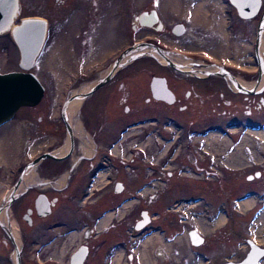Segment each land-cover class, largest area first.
I'll use <instances>...</instances> for the list:
<instances>
[{
    "label": "flooded vegetation",
    "instance_id": "flooded-vegetation-1",
    "mask_svg": "<svg viewBox=\"0 0 264 264\" xmlns=\"http://www.w3.org/2000/svg\"><path fill=\"white\" fill-rule=\"evenodd\" d=\"M224 2L236 13L228 0ZM237 18L240 19L238 15ZM138 25L164 28L158 14L152 26ZM176 25H182L184 30L182 22H173L169 26L173 35ZM142 41L153 43L166 59L181 66H185L182 61H187L193 71L183 73L151 57L145 69L147 80L144 74L131 71L117 74L132 60L107 77L92 78L91 82L98 85L91 91L97 93L89 103L86 96L82 99L71 123L64 120L65 108L61 106L57 108L56 120L51 107L20 113L21 108L32 111L34 105L18 107L0 123V129L5 128L0 142H12L21 134L28 151L18 156L21 164L0 170V264H132L136 238L143 235L144 240L147 232L158 229L163 232L158 242H169L175 234L168 232L167 224L173 226L174 220L185 222L188 216L205 214L209 194H230L240 185L239 180L229 181L239 176L231 178L230 173H225L218 162L224 153L219 146L209 149L208 137L228 136V153L238 148L247 155L255 152L257 146L264 153V138L256 133L264 130V79L261 80L262 68L254 56L249 67L207 54L201 60L186 55L174 59L164 47L165 42ZM197 70L203 73L198 74ZM153 76L163 77L169 101L153 96ZM76 121L81 125L80 135L73 133ZM137 126L141 132H151L162 142H169L167 150L174 143L184 142L181 152L172 156L166 150L156 161L145 159L143 147L128 150V155L114 153V145L122 143L125 130ZM238 131L250 133L249 142L244 139L240 144ZM141 136H145L143 132ZM197 136L201 137L200 143L196 138L190 139ZM173 159L176 164L169 166ZM30 168L32 175L27 172ZM147 169L151 171L146 174ZM259 175L254 170L245 177L252 181L253 176ZM155 182L162 186L153 187ZM175 183L183 184V189L174 192ZM242 193L234 195L233 201L254 195L264 203V185L251 186ZM179 197L182 204H193L188 213L173 212ZM252 202L250 219L256 218L264 207L263 203ZM220 206L224 216L240 215L229 199ZM142 220L145 225L136 229L135 223ZM190 228L193 227L188 226L185 231ZM247 250L248 245L244 255ZM167 260L166 251L157 245L147 253L146 264H163ZM135 261L133 264H143L137 256Z\"/></svg>",
    "mask_w": 264,
    "mask_h": 264
},
{
    "label": "rangeland",
    "instance_id": "rangeland-1",
    "mask_svg": "<svg viewBox=\"0 0 264 264\" xmlns=\"http://www.w3.org/2000/svg\"><path fill=\"white\" fill-rule=\"evenodd\" d=\"M18 3L19 12L14 23L26 16L44 18L47 22L43 45L29 69L37 76L44 91L40 101L32 107V111L21 108L20 113L25 111L33 113L35 109L51 107L54 120L59 118L57 108L69 97L68 91L77 90L82 85L90 83L95 77L102 75L118 54L134 42L147 39L165 42L164 47L169 49L168 52L174 59H180L181 56L186 55L190 59L201 60L202 55L207 54L227 63L249 67L248 65L253 62L256 24L259 13L264 7V0H261L257 14L252 18L238 19L236 13L224 0H18ZM150 8L156 10L164 28L155 30L137 24V14ZM177 21L184 24V30L180 35H173L169 31V26ZM151 57L156 59L149 54L140 55L117 74L131 71L135 75L144 74L147 80L148 73L145 69ZM9 70H19L18 50L9 32L5 31L0 33V72ZM96 93L97 90H92L86 96V103H89ZM148 128L152 130V127L148 126ZM4 129L2 127L0 133H4ZM173 131L179 133L180 129L173 128ZM142 132L145 135L143 138ZM142 132L140 126L125 130L122 134V143L120 141L114 145L113 152L128 155L130 154L128 150L130 152L143 147L145 159L156 161L166 152L169 142H162L151 132L150 134L147 131ZM238 133L241 134L242 139L240 144L245 141L244 139L250 138V133L239 131ZM215 136L208 137L209 149L219 146V151L222 150L224 153L218 159L219 164L224 166L226 174H231V178L239 176V179L229 181L233 183L239 180L240 185L230 194H209L206 215L193 214V217H186L185 222L174 220L173 226L167 224L168 232L175 234L169 242L161 244L158 242L163 235V232L158 229L147 232L144 240L141 238L143 235L136 238L134 246L136 255L132 259V264L136 263V256L143 264H146L147 253H150L157 245L161 246L168 256V260L163 264H218L227 260H240L247 249L245 238L264 247V207L256 218H249L252 200L255 203L261 202L254 195L233 201L234 195L244 192L247 188L255 185L259 188L264 185V153L258 146L255 152L247 155L238 148L228 153L225 151L228 136ZM194 138L200 143V136L190 139ZM49 140L48 138L47 142ZM158 143L161 145L159 148L156 147ZM183 144L184 142L174 143L167 150L168 155L174 156V152L180 153ZM43 147L44 145L40 149ZM21 152L25 155L28 151L24 147ZM175 159L177 160V157ZM175 159L170 161L169 166L176 164ZM21 163V157H17L11 166L8 165L5 168L0 166V170H11L14 165ZM254 170H258L260 175L253 176L254 179L248 181L245 176L252 174ZM150 171L151 169H147L146 174ZM129 173H132L131 169ZM154 186H162V183L155 182ZM173 186L176 189L174 192L184 187L180 183H175ZM180 197L173 206L176 209L173 212L188 213L193 204L189 202L182 204ZM183 197L186 198L185 195ZM247 197L251 200H244ZM226 199L234 204L240 215L233 213L224 216L223 207L220 205L225 204ZM244 202L250 204L245 205ZM130 221H132L131 215ZM188 226H192L202 235L201 244H189L185 231ZM259 264H264V254Z\"/></svg>",
    "mask_w": 264,
    "mask_h": 264
},
{
    "label": "water",
    "instance_id": "water-1",
    "mask_svg": "<svg viewBox=\"0 0 264 264\" xmlns=\"http://www.w3.org/2000/svg\"><path fill=\"white\" fill-rule=\"evenodd\" d=\"M228 1L236 9L237 15L241 18H251L252 16H254L259 10L261 3V0ZM18 12V0H0V33L5 31L9 32L11 39L18 50L19 67V70H9L5 72H0V123L10 118L12 113L19 106L35 105L41 99L44 90V87L41 82L32 72L29 71V69L31 68L35 57L37 56L43 45L46 35L47 22L44 18L36 16H26L20 18L18 22L14 23V19L18 15ZM136 19L138 24L140 25L152 26L154 23L157 22V14L154 9H150L149 11L142 10L137 14ZM262 19H264V7L258 18L255 36L253 40V56L260 68H262L263 66V59L259 51V42L262 32L260 24ZM154 27L157 28V26ZM182 31V25H176L175 29L172 32L176 35H180ZM136 43H138V46L140 47H150L153 52L166 58V55L162 53L153 43L140 41L134 42L132 45ZM124 51L125 49L122 50L118 54V56H120ZM140 55L146 54H131L128 62L136 59ZM166 60V64L172 66L175 70L181 72V70L177 69L172 60ZM113 72L114 69H110L105 74V76L107 77ZM160 79L164 80L159 76H153L151 83H153L154 85H158ZM97 85L98 82H96L93 88L97 87ZM90 91L91 89L85 92L83 96H87ZM66 101L67 99L64 100L61 104L62 109ZM143 223L144 221H137L134 227L136 229H140L143 225H145V223ZM186 235L188 238V242L191 245H199L203 241L202 235L195 228H190L189 230H187ZM246 243L248 245V250L246 251L243 258L236 261L227 260L218 264H259V260L264 254V248L256 244L249 238L246 240ZM156 255L160 256V253L156 251Z\"/></svg>",
    "mask_w": 264,
    "mask_h": 264
},
{
    "label": "bare ground",
    "instance_id": "bare-ground-1",
    "mask_svg": "<svg viewBox=\"0 0 264 264\" xmlns=\"http://www.w3.org/2000/svg\"><path fill=\"white\" fill-rule=\"evenodd\" d=\"M218 4V3H217ZM236 11V9H235ZM203 12V11H202ZM221 12V11H220ZM237 13V12H236ZM239 17V16H238ZM253 17V16H252ZM251 17V18H252ZM241 18V17H239ZM207 19V18H206ZM214 19V18H213ZM242 19H248V18H242ZM4 20V18H3ZM2 20V22H3ZM208 20V19H207ZM209 21V20H208ZM1 22V23H2ZM217 22V21H216ZM225 22V21H224ZM260 28H262V32H261V37H260V42H259V51H260V55L263 59V66L261 69V80L264 79V19L261 20V24H260ZM139 44H134L130 47H128L127 49H125V51L118 56L113 63H111L108 68L106 70H104L102 75H105L110 69H114V71L116 70V68L120 67L121 65L126 64L129 61V58L131 56V54H149L152 55L154 57H156V59H159L160 61H162L163 63H165L167 60L166 58H161L159 56V54L155 53L152 51V49L150 47H140L138 46ZM235 47V45L233 46ZM242 48V47H241ZM236 49V48H235ZM65 54V52H63ZM234 53V52H233ZM235 54V53H234ZM242 54V53H241ZM67 55V54H65ZM60 57V56H59ZM66 57V56H65ZM58 58V57H57ZM20 59V58H19ZM61 59V58H60ZM140 59V58H139ZM238 59V58H237ZM60 62V61H59ZM71 62V61H70ZM172 62L175 64V66L177 67V69L181 70V72L183 73H191L193 71V69L191 68L190 64H188V62L186 61H182V63H185V66H181L179 64H177L175 61L172 60ZM236 64V63H235ZM63 66V65H62ZM62 68V67H61ZM196 73L198 74H202V70H197ZM37 77V76H36ZM157 77V76H155ZM163 78V77H160ZM39 80V79H38ZM261 80L259 82V85L261 83ZM161 81V82H160ZM158 85H154L153 83H151V92L153 94L154 97L156 98H160L169 101L171 98L169 97V93L168 91L165 89L163 81L160 79ZM152 82V81H151ZM96 84V81L90 82V83H86L84 85H82L81 88L77 89V90H72V91H68V99L66 101V103L64 104L63 108H65V111L63 112V116L66 119L69 120V122L71 123V121H73V119L75 118V115L78 111V108L82 102V99L84 98V93L87 92L88 90H90L94 85ZM258 85V86H259ZM251 85H244V87H249ZM242 87V86H241ZM162 89V90H161ZM44 91V90H43ZM245 91V90H244ZM91 92V91H90ZM60 97V96H59ZM40 101V100H39ZM38 101V102H39ZM37 102V103H38ZM36 103V104H37ZM20 107V106H19ZM18 110V109H17ZM71 120V121H70ZM16 132V131H15ZM73 133L74 135H80L82 133L81 131V125L79 122H75V125L73 126ZM211 133V132H210ZM256 133L261 137L264 138V130H259L256 131ZM212 135V134H211ZM15 136V135H14ZM215 137V136H214ZM213 137V138H214ZM14 138V137H13ZM68 139L65 142V148H67L68 146ZM224 143V142H223ZM24 140L21 136V134H17L15 136V140L14 141H3L0 142V165L3 166L4 168L8 165H12V162H15L17 157L20 155V152L22 151V149L24 148ZM87 154L90 153V150L86 151ZM234 157V156H233ZM15 160V161H14ZM244 161V160H243ZM227 163V162H226ZM231 163V162H230ZM233 164V163H232ZM232 166V165H231ZM28 173H30L32 175V168H30L28 171ZM30 177V176H29ZM27 177V178H29ZM32 177V176H31ZM244 196V195H242ZM244 200H251L249 197H247V199ZM243 201V200H242ZM245 205L250 204L249 202H244ZM0 217H2V213L0 215Z\"/></svg>",
    "mask_w": 264,
    "mask_h": 264
}]
</instances>
